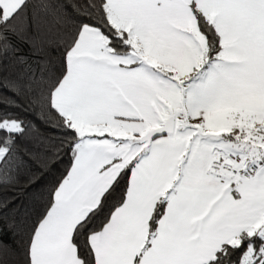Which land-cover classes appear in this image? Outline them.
<instances>
[{
    "label": "snow or ice",
    "instance_id": "obj_1",
    "mask_svg": "<svg viewBox=\"0 0 264 264\" xmlns=\"http://www.w3.org/2000/svg\"><path fill=\"white\" fill-rule=\"evenodd\" d=\"M0 264H264V0H0Z\"/></svg>",
    "mask_w": 264,
    "mask_h": 264
}]
</instances>
